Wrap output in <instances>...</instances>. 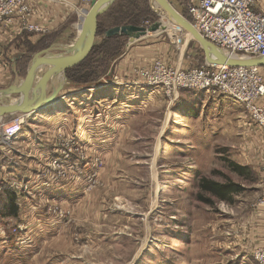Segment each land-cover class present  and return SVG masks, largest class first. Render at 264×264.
Returning a JSON list of instances; mask_svg holds the SVG:
<instances>
[{"label": "rangeland", "instance_id": "374dc122", "mask_svg": "<svg viewBox=\"0 0 264 264\" xmlns=\"http://www.w3.org/2000/svg\"><path fill=\"white\" fill-rule=\"evenodd\" d=\"M114 1L99 15L94 48L72 79L65 74L63 90L80 88L70 92L77 97L44 105L35 117L0 118L1 129L25 115L18 136H0V209L6 191L17 206L15 216L0 217V241L13 242L25 231L18 242L30 240L39 253L27 264H258L254 255L264 249L262 130L219 92L142 84L145 70L203 64V49L154 0ZM168 1L186 16L179 0ZM263 6L255 0L257 11ZM80 23L71 20L58 41L56 33L46 36L52 42L46 46L57 43L51 51L69 52ZM153 23L160 28L138 39L103 41L114 26ZM258 71L264 79V65ZM12 79L3 72L0 89ZM16 163L22 167L17 182L8 173ZM200 177L240 189L222 200L199 191ZM13 244L4 251L0 243V264H26Z\"/></svg>", "mask_w": 264, "mask_h": 264}, {"label": "built area", "instance_id": "2783aa9c", "mask_svg": "<svg viewBox=\"0 0 264 264\" xmlns=\"http://www.w3.org/2000/svg\"><path fill=\"white\" fill-rule=\"evenodd\" d=\"M75 7L81 3L90 7L92 0H42ZM186 19L196 31L228 56L264 57V12L257 11L255 0H179ZM30 0H0V32L4 25L19 19L22 29L42 33L43 27L29 21ZM9 71L0 46V75ZM156 71L158 75L156 76ZM162 73V74H161ZM148 78L144 84L167 88L192 87L219 92L243 106L249 118L262 130L264 136V79L258 66L203 64L188 69L171 71L145 70ZM145 81V80H144ZM4 123L0 136L10 140L21 130L23 115H16ZM264 174V165L262 168ZM264 205V190L259 199ZM17 230V229H14ZM258 264H264V249L254 255Z\"/></svg>", "mask_w": 264, "mask_h": 264}, {"label": "water", "instance_id": "95a60500", "mask_svg": "<svg viewBox=\"0 0 264 264\" xmlns=\"http://www.w3.org/2000/svg\"><path fill=\"white\" fill-rule=\"evenodd\" d=\"M114 0H92L90 7L86 10V17L82 24L81 33L79 34L75 47L67 54L52 55L47 49L41 50L33 58L25 77L21 80L12 81L7 87L0 89V98L10 99L7 102L0 103V118L14 113H33L42 107L43 104L48 105L56 101V96L63 89L66 83L65 71L81 58L93 45L97 35L98 16L105 10ZM168 16V19L175 24L181 26L195 39L204 52L205 60L212 64L227 65H244V66H263L264 57H242L228 56L224 51L216 48L210 42L205 40L191 25V23L179 13L168 0H154ZM160 28L158 23H153L149 27L125 24L114 26L105 31L103 37H111L113 35H126L130 41L145 36L148 32L157 31ZM49 66L41 75L38 84L33 87V82L38 69L43 66ZM53 77L54 87L50 92H43L46 87V80ZM18 90V95L11 100L12 92ZM44 106V105H43ZM136 261V260H135ZM134 261V262H135Z\"/></svg>", "mask_w": 264, "mask_h": 264}, {"label": "crops", "instance_id": "0c3cea01", "mask_svg": "<svg viewBox=\"0 0 264 264\" xmlns=\"http://www.w3.org/2000/svg\"><path fill=\"white\" fill-rule=\"evenodd\" d=\"M30 4L32 7V10H31V14L29 17V21L37 24L38 26L43 27V29L45 30L44 32L34 33V32H27V31L23 30L22 25L19 22V19H13L11 23L4 25V27L2 28V30L0 32V46H1L2 54H3V58H5V60L8 63V67H9L8 72L11 73V76L13 78L12 81H14V80L19 81L25 77L33 58L41 50L47 49L48 53H50L52 55H58L57 53L51 51V50H53V46L54 45L56 46L57 43L52 44L50 46L47 45L48 46L47 47L45 42L47 41L48 43H50L51 38L46 39V36L56 33V38H55L56 41L61 39L59 37H66V34L64 31L61 33H58V31L60 29H64V27H67L64 29V30H67L68 25H70L71 20H73V19L76 20L77 18H79V19H81V23H82L85 15H86V10L89 8L86 5L81 4V3L75 4V7L74 6L69 7L67 5L52 3V2H48V1H42V0H30ZM263 8H264V6H263ZM81 23L79 25H81ZM75 24L76 23H74V25ZM78 29H79V26L77 27V33L75 34L76 39L74 42H76V40L79 36ZM43 39H44V42H43ZM74 42H72V44ZM67 53H69V52H67ZM67 53H65V54H67ZM130 57H133V55H131ZM122 62H118L117 66L119 68H120V66H122ZM48 67L49 66H47V65H43L38 69L37 74L35 75V78H34L33 87H35L38 84V82L40 81L41 75L44 73V71ZM6 75H7V73H6ZM115 78H117V77H115ZM2 79H4V77ZM54 84H55V82H53V84L49 85L48 88L44 87L43 92L48 93L49 91H51ZM7 86H5V87H7ZM78 89H80V88H75V87L72 88L71 87V88H68V91H65L62 89L60 91V93L58 94L60 96H58L56 100L63 101V100H65L66 97H68V98L70 97L69 99H73L77 96L75 94H71L70 92L71 91L76 92ZM84 90H86V89L83 88V91ZM63 96H65V97H63ZM61 106L62 105H60V108H61ZM35 116H36V114H34V117ZM37 120H39V119H37ZM27 137L29 139H31L32 135H31V137H30V135H27L26 138ZM33 137H34V135H33ZM35 138H36V136H35ZM36 144H37V146L42 147V144H40V143H36ZM8 151L11 152L10 150H8ZM14 153H15V151H14ZM19 154L22 155L21 153H19ZM19 154L17 153V155H19ZM15 155H16V153H15ZM22 156H20V159ZM6 158H9V160H10L8 162L9 164L14 162V161H12V159H10V157L8 155H6ZM21 169H22L21 163H18V164L16 163V168H14L13 166L9 167V165H8V173L10 174V176H13V178L11 180L16 181V182L19 180L22 181V179H18L19 173H17V171H20ZM62 188H63V186L60 187L57 191L58 192L62 191ZM14 229L18 230V228H14ZM262 230H264V229L262 228ZM257 233H258L259 237H260V235L262 236V231L260 230V228L257 229ZM26 237H27L26 232L24 231L21 234H17V236L15 235L13 242L7 238H4L2 241H0V243L6 247L4 249V251H6L12 245H14L13 243L18 245L19 250L21 252H23V254H24V262H26V264H27V262L30 263L33 259L34 260H35V258L37 259V256L39 255V253H38V250L36 248H35V250L30 248L31 245L28 244L29 242H31L30 240H27L24 242H18L21 239H25ZM260 241H261V239H260ZM52 262H53L52 260H49L46 263L52 264ZM235 264H237V263H235ZM239 264H252V263L250 260L244 259V260H241Z\"/></svg>", "mask_w": 264, "mask_h": 264}, {"label": "trees", "instance_id": "16d2710c", "mask_svg": "<svg viewBox=\"0 0 264 264\" xmlns=\"http://www.w3.org/2000/svg\"><path fill=\"white\" fill-rule=\"evenodd\" d=\"M114 2H116V0ZM184 17L186 18V16H184ZM98 18H99V16H98ZM97 24H98V22H97ZM97 33H98V29H97ZM111 38H118V35L106 37L105 39H103V41L109 40ZM94 46L91 48H94ZM89 50L81 58H79L73 65L69 66L66 69L65 74L67 75L68 78H70V79L73 78L72 77L73 75H70V73L73 74L74 71L80 66V64H81L80 61L82 60V58H84L88 54ZM233 165H234L235 169L240 168L237 165H235L234 163H233ZM198 188H199V191L202 190V191L208 192L210 196L213 195V196L223 200V199H227L228 195L231 192L238 191L240 189V185H238L237 183H234L232 181L220 183V182L214 181L212 179H209L207 177H200V179L198 181ZM197 196H198V198L203 197L200 193H197ZM204 200L208 203L211 202L209 198H205ZM2 203H3V207H2V209H0V217L15 216L17 214V206L15 204V198L10 191H6Z\"/></svg>", "mask_w": 264, "mask_h": 264}, {"label": "bare ground", "instance_id": "6f19581e", "mask_svg": "<svg viewBox=\"0 0 264 264\" xmlns=\"http://www.w3.org/2000/svg\"><path fill=\"white\" fill-rule=\"evenodd\" d=\"M84 12H85V11H84ZM85 17H86V15H85ZM85 17H84V19H85ZM84 19H83L81 25H78V26H79V29H78L79 34L81 33L82 24H83V22H84ZM163 19H164V18H163ZM174 24H175V22H174ZM188 35H189V34H188ZM75 44H76V42L73 44V47H75ZM73 47H72V48H73ZM66 51H67V50H66ZM66 51H65V52H66ZM41 72H42V71H41ZM142 84H144V83H142ZM144 85H145V84H144ZM145 86H148V85H145ZM148 87H151V86H148ZM55 99H57V97H56ZM262 100H263V99H262ZM56 101H59V100H56ZM56 101H55V102H56ZM55 102H53V103H55ZM51 104H52V103H51ZM43 105H45V104H43ZM43 105H42V107H43ZM42 107H41V108H42ZM39 109H40V108H39ZM39 109H38V110H39ZM23 116L25 117V115H23Z\"/></svg>", "mask_w": 264, "mask_h": 264}]
</instances>
